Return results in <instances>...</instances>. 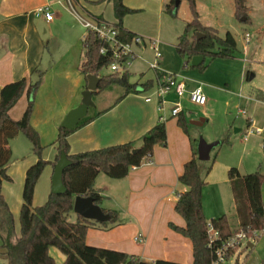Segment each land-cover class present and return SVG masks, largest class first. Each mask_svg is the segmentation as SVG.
Here are the masks:
<instances>
[{"label": "crops", "instance_id": "1", "mask_svg": "<svg viewBox=\"0 0 264 264\" xmlns=\"http://www.w3.org/2000/svg\"><path fill=\"white\" fill-rule=\"evenodd\" d=\"M258 1H262L264 5L263 0ZM123 4L134 10L133 13L123 17V29L148 41L141 46L133 47L137 57L127 68L129 82L135 85L136 92L123 96L124 88L112 84L103 91L92 93L93 106L88 108L86 115L78 124L89 121L67 136L68 150L70 154H75L131 141L137 148L141 137L158 121H163L165 124L166 145L155 146L148 160L139 167L131 168L121 179L102 178V183H97L101 173L96 176L94 188L103 197L100 207L116 211L117 223L105 228L100 223L90 227L86 232L85 242L93 247L135 255L144 261L161 259L187 264L192 261L191 241L170 225L185 226V221L175 212L174 206L178 193L187 190L186 186L179 183L178 177L194 150L187 132V121L189 120L188 123L191 125H202L207 121L208 111L204 108L208 98L210 99L215 93L228 95L231 92L238 99L234 101V106H238L239 111L247 114L246 126L249 127L252 121L248 107L252 108L257 103H263L264 92L257 88L254 95L240 93L239 90L244 88V83L241 81L246 68L245 59L240 57L220 61L219 63H223L225 68L218 70L212 69L216 61L204 71L193 66L184 67V61L176 52V45L185 24L189 21L184 24L182 33L179 29L175 33L166 32L162 35L160 32L162 28L158 27L157 20H149L144 11L151 8L158 21L169 23L172 21L168 19L169 13L165 8L163 10L165 0H123ZM177 4L179 5V2ZM43 5H48L50 12L53 13L49 21L43 16L36 17L33 13L36 8ZM245 6L247 17L250 19L249 7ZM73 10L88 19H101L113 24L117 22L113 5L107 0H69V2L67 0H0V89L3 85L23 77L34 81L38 72L43 74L34 94L29 123L38 134L39 142L44 148L41 157L50 163L41 173L42 184L37 180L35 185L34 206L42 205L48 198L54 166L52 162L57 155L55 142L59 126L67 112L80 104L81 94L87 85V78L79 70L86 30L75 17ZM136 17H139V20H134ZM263 32L264 25L257 24V33ZM150 41L157 42V48L161 53L157 70L150 67L155 59V50ZM163 72L174 74L183 82L185 93L181 98L172 91L163 97L157 96L158 79ZM236 76L239 77L240 84L238 92L234 93L229 86ZM224 84L228 91L224 92ZM196 87H201L205 97L208 96L204 105L193 104L188 99L189 92ZM23 96L25 99L21 108H17L16 103L9 110L11 118H16V109L17 113L22 115L27 104V96L24 94L21 97ZM146 97L150 100L146 101ZM244 101H248L250 106ZM176 104H179L180 113L186 122L185 130L177 125L178 116L172 114ZM190 106H193V112L190 111ZM187 111L188 117H186ZM197 116L201 118L196 119ZM263 134L264 131L258 136ZM249 135L251 134L248 131L245 132L244 138ZM219 144L220 142L215 147ZM8 146L12 155L14 145H10L9 141ZM210 152L207 160L210 159ZM20 157H16V160L8 166V175L13 181L14 177H17L15 185L9 186L10 184L5 181L1 185V193L13 215L17 236L19 235L17 220L22 204L25 172L37 159L34 155L24 156L25 160H19ZM228 169L225 166L220 181L228 183L231 192ZM212 171L211 167L206 171L208 176ZM232 201L235 215V228H232L234 231L238 229L239 221L234 200ZM202 207L204 208V202ZM223 212L217 204H213L210 219L217 218ZM247 246L252 248L249 243ZM4 252L5 248L0 238V264H9ZM48 253L55 264L64 262V255L55 247H50ZM239 254L241 252L237 254L236 262ZM247 256H249L248 252L245 255L246 259Z\"/></svg>", "mask_w": 264, "mask_h": 264}, {"label": "trees", "instance_id": "2", "mask_svg": "<svg viewBox=\"0 0 264 264\" xmlns=\"http://www.w3.org/2000/svg\"><path fill=\"white\" fill-rule=\"evenodd\" d=\"M107 1H111L113 5L114 17L117 20L114 26L118 31V37L128 41L133 35L123 29L122 19L125 15L133 13L134 10L126 7L123 0ZM178 1L170 0L164 7L165 11L173 17L176 16ZM187 1L192 12V19L185 24L176 45V52L184 61L183 66L192 67L190 60L193 56L203 58V62L196 67L200 71L206 69L204 61L207 58H234L237 45L233 35L227 32L224 37H219L212 28L204 26L195 10V0ZM234 7L236 15L244 16L247 21L245 0H234ZM191 32L192 34L199 32L202 36L197 39L196 35H192L189 38ZM103 46L106 44L95 33L86 31L83 37L84 51L79 70L85 77L87 75L99 76L96 90L92 93L103 91L112 84L124 88L123 96L136 92L135 85L129 82L127 71L100 73L112 61L110 52L105 55L99 53ZM42 75V72H38L34 81L23 77L3 85L0 89V238L8 263L55 264L48 253L50 247H55L65 257L62 264H182L161 259L144 261L138 256L122 251L87 245L85 242L87 230L99 223L77 214L74 221L69 220V216L73 212L75 196L91 197L93 203L100 206L103 197L94 188V180L99 173L112 179H121L128 174L131 168L139 167L145 160H148L152 156L155 146L166 145V130L163 121H158L141 137L136 152L132 151L135 149V144L131 141L70 154L67 136L89 120L72 129H64L59 126L55 142L57 155L52 164L56 163L61 151L71 162L62 173L65 192L62 194L49 193L45 203L39 206L33 205V193L37 180L44 167L50 163L41 157L42 147L38 134L29 123L34 94L41 82ZM24 94L27 96L26 107L22 116L14 120L9 116V110ZM177 116V125L185 130L186 122L183 115L178 113ZM20 132L32 144L33 153L37 159L25 172L22 204L18 215L19 235L17 236L13 215L1 193V185L3 181H11L7 173V165L11 158L8 144ZM227 175L239 221L238 229L234 231L229 227L225 215L212 218L209 221L204 217L202 188L205 181L200 174V162L196 157L195 150L192 152V157L184 164L183 171L178 177L179 183L186 186L187 190L178 193L174 210L183 218L185 226L170 225L175 231L191 241L192 261L187 264H210L214 258L215 247L237 231H242L248 238L256 239L264 230V205L261 197V184L264 181V175L259 172L241 175L235 167L229 168ZM101 210L109 215V219L100 225L105 228L117 223L116 211L104 208ZM208 222L220 237L211 247H208ZM244 249H248V246L242 248V250ZM232 255L233 252H230L229 257Z\"/></svg>", "mask_w": 264, "mask_h": 264}, {"label": "rangeland", "instance_id": "3", "mask_svg": "<svg viewBox=\"0 0 264 264\" xmlns=\"http://www.w3.org/2000/svg\"><path fill=\"white\" fill-rule=\"evenodd\" d=\"M168 1L169 0H165V4ZM178 2L179 5L176 16L173 17L168 14V19L172 20L169 23H161L158 21L154 10H151V8L144 10L149 20H157L158 27H160V29L162 28L160 30L162 35L166 32L175 33L179 31V29H181L180 33H182L184 24L192 19V12L188 1L179 0ZM261 2L262 1L258 0H247L245 5L249 7L250 19L247 21H241V18L244 16L238 17L236 15L234 0H195V10L201 17H199V20L204 26L212 28L219 37H224L227 32H230L236 40L237 50L235 52V57H240L243 60L245 59L244 64L246 66L245 74L243 76V80L241 81L244 83V88L239 90L242 95H254L257 88L264 92V32L261 34L257 33V24L260 26L264 25V5ZM136 19L139 20V17L134 18V20ZM245 33L250 34L248 42L244 39ZM192 35H196V33H189V38H191ZM242 48L245 50L243 51ZM224 60L227 59L207 58L204 61V64L207 68L211 63L216 61L212 69L218 70L225 68L223 63H219ZM109 72L111 71L107 67L102 69L100 73L107 74ZM239 84L240 79L236 76L233 83H231L229 87L230 89H233L235 93L238 92ZM223 86L225 87V84ZM226 88L227 87L223 88L224 92L228 91ZM229 95H231V97H229ZM24 99L25 97L23 96L18 100L16 105L18 106L17 108H21L24 103ZM210 99L208 98L207 104L204 108L208 111L206 116L207 121L202 125H191L188 123V120L186 125L187 132L191 137L194 150L197 148L199 138L208 143L213 141L220 142V144L210 152L209 160L200 161V174L202 179L206 182L202 188V206L204 202V208L202 207V211L205 219L209 221L213 204H217V207L224 211L223 214L226 216L228 225L232 230V228H235V215L232 201L233 197L229 190L228 183H222L220 178L224 173L223 171L225 166H227V168H237L242 175L254 172H259L264 175V134L262 136H258L255 133H252L244 138L245 132L264 126V102L257 103V105H254L255 107L253 106L254 108L248 107V113H251L250 118L252 121V124L248 127L246 126L247 116H245L247 114H245L244 111H239L238 106H234V101L238 99L233 96V93L229 92L228 95L226 93H215L211 95ZM244 102L249 104L248 101ZM25 107L26 105L24 106V109ZM190 107V111L193 112V106ZM16 115V118L12 119L17 120L22 116L17 113V109ZM187 115L188 111L186 112V117H188ZM199 118H201V116L196 117V119ZM10 145H14V148H12L11 159L7 165V173L9 172L8 166L16 160V157L21 156L19 160H25L24 156L28 155H34L36 157L33 153L32 144L22 132L18 133L13 140H10ZM41 147L43 150L44 148L42 145ZM19 154L21 155L17 156ZM210 165L211 170L213 171L211 175L208 176L206 171ZM10 178L11 181L5 182H8L10 184L9 186L13 187L17 182V177H14V181L11 176ZM102 178L107 180L109 177L101 173L100 177L97 179V183H102ZM38 182L42 184L41 175ZM261 195L264 205V181L261 184ZM223 214H219L217 217H220ZM75 216V213L72 212L69 216V220L74 221ZM247 243L251 244L252 248L242 250L241 254H239L237 262V254H235L231 257L230 262L226 264L264 263V231L260 233L256 239L247 240ZM247 252L249 256H247L246 259L245 255Z\"/></svg>", "mask_w": 264, "mask_h": 264}, {"label": "built area", "instance_id": "4", "mask_svg": "<svg viewBox=\"0 0 264 264\" xmlns=\"http://www.w3.org/2000/svg\"><path fill=\"white\" fill-rule=\"evenodd\" d=\"M69 2V0H67ZM34 15L36 17L43 16L45 20L49 21L53 17V13L50 12L48 5H43L34 10ZM73 13L79 23L86 31H91L97 35V37L106 44L100 48V54H107L110 52L111 63L108 65L110 71L113 72H124L127 71V68L130 66L133 60H135L136 53L133 49L134 46H141L147 43L142 36L133 35L128 41L121 40L118 37V31L115 28L113 23L107 22L101 19H88L78 14L73 10ZM244 39L248 42L250 39V34L245 33ZM152 47L155 50V59L150 64L152 69H159L158 58L161 56L160 51L157 48L156 41H150ZM174 92L179 98L183 96L185 93L184 84L182 81H179L177 76L168 72H163L160 78L158 79L157 86V96L163 97L169 92ZM188 99L191 103L197 105H204L206 101V97L202 92L201 87H196L188 94ZM150 98L146 97V101H149ZM181 112V108L179 104H176L172 109V114L177 115ZM264 131L263 127L254 128L249 130L248 133H255L260 135ZM208 229V247H211L215 241L219 240L218 232L211 226V224L207 223ZM256 235V234H254ZM254 239L248 238L245 233L242 231H237L233 236L222 240L218 246L214 249V258L210 264H226L230 261L231 257L235 254H238L242 248L248 245L247 240ZM230 252H233V255L229 257Z\"/></svg>", "mask_w": 264, "mask_h": 264}, {"label": "water", "instance_id": "5", "mask_svg": "<svg viewBox=\"0 0 264 264\" xmlns=\"http://www.w3.org/2000/svg\"><path fill=\"white\" fill-rule=\"evenodd\" d=\"M245 18H241L243 21ZM201 33H196V38H200ZM203 58L201 56H193L190 60V64L193 67H197L201 64ZM87 85L86 89L82 92L81 102L75 108H72L67 112L60 126L64 129H72L77 126L79 121L86 115L89 107L93 106L92 102V92L96 90L99 78L95 75H87ZM218 142L207 143L201 138L197 144L196 152L198 160H207L209 158V152L213 149ZM138 149L135 148L132 151L136 152ZM70 160L67 159L65 153L61 151L59 153L58 160L53 166V173L51 176V189L50 193L62 194L65 192V187L62 182V173L65 167L70 165ZM72 210L75 214L88 219L93 220L98 223H103L108 221L109 215L103 213L100 206L93 203L91 197L75 196L73 201Z\"/></svg>", "mask_w": 264, "mask_h": 264}]
</instances>
